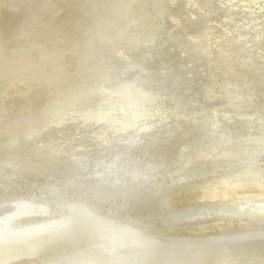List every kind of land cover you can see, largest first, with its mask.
<instances>
[{
  "label": "bare ground",
  "instance_id": "bare-ground-1",
  "mask_svg": "<svg viewBox=\"0 0 264 264\" xmlns=\"http://www.w3.org/2000/svg\"><path fill=\"white\" fill-rule=\"evenodd\" d=\"M261 1H192V9H202L203 12L198 24L202 25L201 28L204 27L206 35L208 26L211 28L208 32L212 42L218 47L219 53L220 47L228 45L229 42H238L243 53L240 59H244L241 65H245V67H241L242 69L233 68L230 66V61L223 65L228 54L220 53L221 56L217 63L206 68L207 75L199 77L201 83L197 93L206 97L205 100L212 104L214 101H218L221 96L230 95L238 98L242 94L258 89L253 91L256 96L247 99V101L250 100L249 104L252 106H249L248 113L241 111V108L235 109L237 111L235 114H239V117L233 114V117L236 118L233 128H238L235 129L236 131L234 130L235 132L243 129V127L239 128L241 120L251 117H254L253 120L259 123V127L264 128V84L259 76V79L248 78L246 72L249 69L250 73L255 74L254 71L257 70L264 77V9L259 10V7L255 6ZM187 5V0H0V163H3L0 165V187H4L8 177H11L9 170L4 169L3 166L8 165L14 168L16 175L13 176L21 177L19 170L35 172L38 168L23 169L20 166H44L48 170L49 168L46 166L51 167L61 161L66 162L94 155L109 147L122 148L127 142L140 138V143H143L147 139L142 136L161 133L168 121L167 114L161 111L168 105L171 92L164 79L184 68L187 63L186 70L174 74V78L187 80L186 76L189 71L197 70L202 65L199 64V61L196 62L200 59L201 48L195 61L190 60L186 63L184 61V64L179 63L172 66L167 57L170 50H175L174 44L178 41L187 45H178L179 48L189 47L190 55H195L197 52V39L200 37L195 34L199 30L191 31L192 22L190 23L189 19L192 11L186 8ZM171 22L177 24L171 25ZM172 26L175 28L174 31ZM189 31L192 34L191 41L184 35ZM215 47L213 48V57L218 54ZM116 50H129L132 53L144 50L155 51L159 55L157 68L153 72L142 69L143 72L140 76L136 75L134 78L116 82L115 79L131 71L130 65L136 66L142 62V60L133 58L131 64L125 62L117 64ZM179 58L181 57L179 56ZM206 58L208 63L210 56ZM134 61L136 62L134 63ZM140 66L149 68L147 65ZM190 84H196V79ZM167 91L169 92L165 96L164 93ZM191 100L193 98L186 101L191 107L198 108V106H194L195 102L190 104ZM212 106L214 105L212 104ZM112 135H114L112 140H109ZM119 136H122L123 139H119ZM127 136H133L131 138L135 139H126ZM6 138L16 141L9 143ZM242 155L243 153L238 156ZM249 163L251 168L254 166L264 167V161L254 160ZM87 166L93 168L94 163ZM262 167L261 170L264 171ZM251 168L245 169L242 175H236L238 178L236 181L243 182L246 189L256 186L257 188L251 189L252 193L254 195L262 194L264 192L262 189L264 187V172L253 173ZM27 176L23 174V178L26 180H28ZM215 178L212 179L213 183L225 180L227 183L229 177L217 176ZM17 180L20 179L17 178ZM158 192L156 191L158 195L165 193ZM225 198L227 197L225 196ZM235 203L237 202L235 201ZM246 205L239 207L237 212L249 214V216L255 215L264 220V203L256 202L250 206ZM206 207L208 206L206 205ZM29 213L16 215L11 219L19 226L0 229V264H41L45 261L47 253L52 252L47 249L54 247L53 241L48 240V235H42L43 237L39 238L41 233H38L34 228ZM189 213L191 211H176L174 216L179 214L185 217ZM4 215L0 216V225L5 223V220H2L7 215ZM219 223L216 227L225 226L223 224H226V220ZM148 224L147 226H149ZM213 228L215 227L213 226ZM152 232H154L153 229ZM13 233H22L24 237L26 234V240H30L24 243L20 239L8 242V235L12 236ZM27 234H35V236L28 237ZM51 235L50 239L55 237L53 234ZM204 235L206 236V234ZM169 236L171 237V235ZM37 238L42 242L36 240ZM238 238L233 236V238L227 239L226 244L234 243L238 241ZM158 239L159 237L156 240ZM197 239L198 237L195 242ZM253 239L255 247L246 248L250 252L246 253L241 251L242 249L225 252L226 247H220L224 252L210 256L206 260L186 257L185 260H181V264H264V238L261 239L263 243L259 242L261 240ZM143 240L141 241L143 242ZM149 241L147 240V242ZM151 243L153 244V242ZM223 243L225 244V242ZM223 243L218 244L220 246ZM142 244L140 245L142 246ZM183 244L185 243L183 242ZM234 244L232 245L234 246ZM148 246L145 248L147 249ZM139 249L141 248L139 247ZM175 249L177 250V247ZM220 251L217 248L214 252ZM147 253L150 254V251ZM103 264H106V261H103Z\"/></svg>",
  "mask_w": 264,
  "mask_h": 264
},
{
  "label": "rangeland",
  "instance_id": "rangeland-1",
  "mask_svg": "<svg viewBox=\"0 0 264 264\" xmlns=\"http://www.w3.org/2000/svg\"><path fill=\"white\" fill-rule=\"evenodd\" d=\"M192 1L187 0L188 5L186 8L192 11L189 19V22H192L191 31L199 30L195 34L200 37L197 39V52L195 55H190L189 47L179 48L178 45H187L178 41V43L174 44L176 46L175 50H170L167 57L171 61L172 66L179 63L184 64V61L185 63L187 61L190 62V60L195 61V57L201 48L200 59L196 62L198 63L199 61V64L202 65L198 69L196 68L197 70H190L186 76L187 80L174 78V74L186 70L185 66H187V63L184 68L177 70L170 77L164 79L166 86L169 87L171 92L168 105L161 111L167 114L166 117H168L165 129L161 133L156 135L151 133L150 135L142 136V138L147 139L143 143H140V138L127 142L125 147L122 148L109 147L94 155L75 158L76 160H65L66 162L61 161L51 167L46 166L49 168L48 170L44 166H20L23 169H38L35 172L19 170L21 177L13 176L14 180L10 177L6 180L3 188H9L5 189L6 192L4 194L0 192V216H5L4 214L7 216L2 220H5V223L0 225V229L19 226L11 219L16 215L30 212L29 216L30 219L32 218L34 228L38 233H41L39 238L42 235H48V240L54 243L53 248L47 249V251L51 250L52 252L47 253L44 263L42 262L41 264H103V261H106V264H163V262L164 264H177L178 262L181 264V260H185L184 258L186 257H192L195 260H206L210 256L224 252L220 247H226L225 252L242 249L241 251L247 253L250 251L246 250V248L255 247L253 238L257 240L264 238L263 219L255 215L249 216V214L237 212V209L245 206V204L250 206L256 202L264 203V192L254 195L252 190L256 186L246 189L243 182L236 181L238 179L236 175H242L245 169L251 168L248 165L250 164L249 161H264V128L259 127V123L253 120L254 117L239 122L241 124L239 128L241 127L240 129H242L243 127L242 130L235 132V129L238 128H233V125L236 124V118L233 117V114L237 112L235 109L241 108V111H247L248 113V108H250L251 104H249L250 100L247 101V99L248 97L253 98L252 96H256L253 91L258 89L242 94L238 98L230 95L221 96L218 101L212 103L214 106L205 100L206 97L197 93L201 83L199 77L207 75L206 68L213 63H217L219 56H221L220 53L223 55L228 54L225 58L226 60H222L224 61L223 65L229 61L231 62L230 66L233 68L242 69L241 67H245V65H241L244 59H240L243 53L238 42H229L228 45L220 47L219 53L218 47L212 42L209 33L211 28L208 26L207 30L209 32L206 30V35L204 27L201 28L202 25L198 24L203 12L202 9L193 10ZM251 1L254 2L256 0ZM255 6L259 7V10H263L264 0L256 3ZM172 24L176 25L174 22H171ZM172 29L174 31L175 28L172 26ZM191 31L188 34H184L189 41H191L190 37H192ZM206 39L207 42L205 41ZM181 40L184 41V39ZM213 46H216V52L218 53L214 57ZM161 51L163 52V50ZM115 53L117 64L122 62L131 64L133 58L139 61L142 60L139 65H130L129 69L131 71L115 79L114 81L116 82L134 78L136 75L140 76L143 72L142 69L153 72L157 68V57L159 55L155 51L144 50L132 53L129 50H116ZM207 56H210L208 63L206 62ZM140 65H147L149 68ZM174 68L176 69V67ZM256 71L253 74L248 69L246 71L247 77L259 79V76L264 84V77L259 71L257 73ZM195 79L197 85L190 84ZM155 86L157 87V85ZM155 86L154 89H156ZM168 92L164 93V95L166 96ZM190 98H193L190 104L195 102L194 106H198V108L189 105L186 100ZM235 115L239 117L238 113ZM131 137L133 136H127L126 139H135ZM6 139L9 143L16 141L10 138ZM119 139H123L122 136H119ZM153 151L155 152L154 155ZM242 153V156H238ZM90 163H94L93 168L87 166ZM2 164L0 163V165ZM3 167L9 170L11 174L16 172L14 168L8 165ZM261 167L254 166L250 170L253 173H260L259 171H263ZM23 174L28 175V180L23 178ZM217 176L229 177L227 178L228 182L226 183L225 180L224 182L213 183L212 179H216L215 177ZM17 178L20 180H17ZM21 181L23 182L22 184ZM156 191L165 193L158 195ZM232 194L233 196H231ZM176 211H191V213L185 217L179 214L174 216ZM9 212L10 214L8 215ZM225 220L226 224H223L225 226L216 227L220 224L219 222H225ZM145 228L146 230H144ZM152 229L154 232H152ZM51 234L55 236L52 238L53 240L50 239ZM31 235L35 236V234ZM31 235L27 234L28 237ZM213 235H216V237H213ZM8 236V242L20 239L24 243L30 240H26V234L24 237L22 233H13L12 236L11 234ZM210 236L213 238H210ZM233 236L234 238L242 237H239L238 241L234 242L236 244H226L227 239L233 238ZM158 237L159 239L156 240ZM197 237L198 239L195 242ZM219 237L220 239H218ZM145 238L146 241H144ZM36 240L42 242L38 238ZM147 240L150 241L147 242ZM160 240H163V242ZM165 241L166 243H164ZM237 242H240V244H237ZM259 242H262V240ZM171 243L172 245L170 246ZM218 243L223 244L219 246ZM147 245H149V249L145 248ZM161 245H164L165 248ZM139 247L143 250L139 249ZM176 247L177 250L175 249ZM172 248L174 249L172 250ZM192 248H195V250ZM217 248L218 251H222L214 252ZM147 250L150 251V254L147 253Z\"/></svg>",
  "mask_w": 264,
  "mask_h": 264
},
{
  "label": "water",
  "instance_id": "water-1",
  "mask_svg": "<svg viewBox=\"0 0 264 264\" xmlns=\"http://www.w3.org/2000/svg\"><path fill=\"white\" fill-rule=\"evenodd\" d=\"M98 170V169H97ZM93 171H95V170H93ZM92 172V171H91ZM7 175V174H6ZM13 175H15V174H11V179H13ZM14 180V179H13ZM23 182L21 181V184H22ZM6 188H9V187H6ZM6 188H3V186L2 187H0V192L2 193V194H4L5 192H6ZM85 262V261H84Z\"/></svg>",
  "mask_w": 264,
  "mask_h": 264
}]
</instances>
